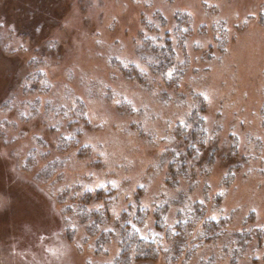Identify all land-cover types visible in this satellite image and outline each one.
I'll list each match as a JSON object with an SVG mask.
<instances>
[{"label":"rangeland","instance_id":"374dc122","mask_svg":"<svg viewBox=\"0 0 264 264\" xmlns=\"http://www.w3.org/2000/svg\"><path fill=\"white\" fill-rule=\"evenodd\" d=\"M100 4L103 11L91 9L88 0H0V23L4 27L15 25L19 35L30 32L40 21L54 20L56 27L63 26L66 30L67 61L89 64L95 63L88 59L92 33L102 27L108 15H118L121 23L116 35L125 40L136 36L140 40L137 53L143 57L150 73L162 75V87L170 91L178 88L180 100L186 98L181 93L191 92L195 103L192 112L196 122H189L185 128L182 122L177 121L174 135L181 143L166 141L172 147H165L163 153H159L158 148L146 149L141 144L140 151L133 153L137 161L144 162L137 165V170L157 154L167 160L166 155L171 152L179 154V159H172V153L169 155L170 161L177 164L176 169L183 163L189 165L188 161L193 157L188 150L195 139L201 145L206 138L204 125L209 115L207 97L197 92L196 88L213 93L216 119L233 128L228 133V139L233 141L230 156L235 157L236 162L211 173L206 171L201 176L206 169L201 151L199 158L202 162L195 163L200 164L202 169L192 174L183 172L178 178L179 183L172 184L171 174L165 172L166 167L169 171L168 161L164 171H158L155 183L153 179L146 178L136 186L132 203L120 213L121 219L115 226L103 227L110 224V207L93 211L90 206L81 203L78 215L84 220L89 216L95 219V224L88 225L87 230L90 234H100L96 255L99 256L103 245L110 243L118 249L113 264H171L168 258L173 254V238L178 234L175 227L180 221L178 216L192 211L189 199H205L211 217H229L225 234L197 248H184L178 254L184 257L175 264L260 262L264 254V235L259 237L255 231L258 228L264 234V165L257 166L255 173L249 175L246 168L251 167L256 156L246 152L238 155L240 149L237 143L244 133H248L249 141H255L259 147L261 141L251 133L259 134L264 130V0H149L143 9L131 6L129 0H100ZM124 4H129V7L123 8ZM146 13H151L153 19L160 22L163 36L159 35L161 29L153 28L148 22ZM141 28L143 31H140ZM76 45L80 46L79 50ZM178 51L183 56L182 61L176 60ZM22 60L21 56L0 54V175L5 176L3 184H0V260L7 259L4 249L24 235L26 226L40 227L48 199L47 193L42 191V182H62L65 175L71 174L70 160L84 167L83 153L88 146L82 140L86 131L91 133L97 127L87 123V117L83 115L78 116L83 127L77 126V119L68 121L66 125L63 121L57 123L56 119L69 109L52 100L45 105V115L49 118L39 119V101L30 99L29 93L47 92L50 85L41 82L43 72L33 73V83L21 90L12 73L13 65ZM46 71L55 74L58 80L64 78L63 70L55 65ZM135 73H139V69ZM135 73L129 83H142L143 77L135 78ZM190 77H196L192 85L187 83ZM66 78H72L70 72ZM176 80L182 83L176 85ZM161 95L163 101L168 99L165 93ZM184 132H187L186 137L181 136ZM174 145L179 149L172 151ZM77 149L76 156L71 158L70 153ZM17 151L20 152L19 158L14 155ZM20 158L25 169L21 173L22 178L9 180L10 170ZM37 160L43 167L37 166L28 171ZM152 171V166H148L147 176ZM230 173L234 174L228 177ZM194 186L197 187L191 191ZM75 187L88 194L81 196V200L88 201L89 205V197L93 194L111 197L117 191L108 183L91 191L80 184ZM219 195L222 201L218 204L215 199ZM154 205L160 206L154 208ZM129 208L133 213L137 209L148 213L144 222L136 228L145 238L149 236L156 241L159 248L156 260H136L135 252L129 253L133 247L126 249L122 229L133 220L128 216H134ZM157 210L161 212L159 228L154 218ZM122 214L126 220H123ZM117 229L119 237L113 239L117 236ZM202 232V229L196 228L193 235ZM232 233H250L253 240L246 243L248 239H245L237 243L233 241ZM196 243L200 241L190 245Z\"/></svg>","mask_w":264,"mask_h":264},{"label":"clouds","instance_id":"9594fccd","mask_svg":"<svg viewBox=\"0 0 264 264\" xmlns=\"http://www.w3.org/2000/svg\"><path fill=\"white\" fill-rule=\"evenodd\" d=\"M129 3L143 9L149 0H129ZM88 5L91 9L103 11L100 0H88ZM122 7L127 9L129 4ZM146 18L153 28L161 29L159 35L163 36L164 30L160 22L153 19L151 13H146ZM120 23L118 15H108L106 22H102V27L92 33L88 59L95 63L89 64L67 61L66 30L63 26L56 27L54 20L40 21L30 32L19 35L15 25L4 27L0 23V54L23 57L21 62L13 65L12 73L20 89L33 83V73L40 72H43L41 82L50 85L47 92L29 93L30 99L39 101L38 118H49L45 115V105L52 100L69 109L56 119L57 123L63 121L66 125L68 121L77 119V126L83 127L78 119V116L83 115L87 117V123L97 126L91 133L86 131L82 140L88 146V150L83 153L84 167L79 162L70 160L71 174L65 175L62 182H42V191L47 193L48 199L40 227L26 226L24 235L10 242L4 249L7 259L0 260V264H113L118 249L109 243L102 246L99 256L96 255L100 234L89 233L87 227L95 224V219L92 216L82 219L78 215L80 204L85 203L93 211L110 207V224L103 227L115 226L121 219L120 213L127 204L132 203L136 186L141 180L153 179L155 183L158 171H164L168 163L157 154L137 170V165H143L144 162L137 161L133 153L140 151L141 144L146 149L158 148L159 153H163L165 147H172L166 141L181 143L174 135L177 121L182 122L185 128L189 126V122H196L192 112L195 103L191 92L181 93L186 98L180 100L177 96L178 88L170 91L162 87V75L150 73L143 57L136 51L140 40L136 36L125 40L116 35ZM79 47L76 45L77 50ZM176 60H183L179 51ZM53 65L63 70L64 78L58 80L55 74L46 71ZM136 69H139V73H135ZM68 72L72 76L70 80L66 78ZM134 73L135 78L143 77L142 83H129L134 78ZM195 80L196 77H190L187 83L192 85ZM181 83V80L174 81L176 85ZM196 91L207 97L209 115L204 125L207 136L201 143V150L204 153L202 159L206 165L205 170L211 173L236 162V158L230 156L233 141L228 139V133L233 128L216 119L213 93L200 88H196ZM162 93L168 96L166 101H163ZM51 116L54 117L55 114L52 113ZM183 135L186 137L187 132ZM251 135L261 141L259 147L255 141H249L248 133H244L237 143V148L240 149L238 155L242 156L246 152L256 156V161L246 168L249 175L255 173L257 166L264 165V130L259 134L252 132ZM76 151L79 149L70 153L71 158L76 156ZM14 155L19 158L20 152L17 151ZM188 163L194 164L191 160ZM37 166L43 167L39 160L28 171ZM148 166L153 168L150 176L146 173ZM24 171L23 159L20 158L10 170L8 179L20 180ZM4 180L5 176L0 175V184ZM105 183L117 191L111 197H97L93 194L89 197L90 205L88 201L81 200V196L88 194L75 187L80 184L91 191L93 188H103ZM65 189L71 191H64ZM118 237L117 229V236L113 239Z\"/></svg>","mask_w":264,"mask_h":264},{"label":"trees","instance_id":"16d2710c","mask_svg":"<svg viewBox=\"0 0 264 264\" xmlns=\"http://www.w3.org/2000/svg\"><path fill=\"white\" fill-rule=\"evenodd\" d=\"M146 46L148 43H144ZM181 136H184L183 133ZM203 142V141H202ZM174 148H172V151L174 149H179V146L174 145ZM201 145L197 143L196 139L193 141V144L191 148H189L188 153H192L191 156L193 157L191 161L194 162V164H187L183 163L182 165H178V169H176L177 164L174 163L173 161H170L171 159L169 158V155L172 153H167V161H170V166H169V171L167 170V167L165 169V172L167 171L169 175L171 174V182L172 184H177L179 183V179L181 174L183 172H190L192 173H197L199 170H201V166L198 163H201L202 161L200 160L201 156ZM179 154L178 153H172L171 158L172 159H179ZM199 158V159H198ZM203 171L202 175H204ZM234 173L228 174V177H231ZM197 186H194L191 188V191H193ZM190 192V190H189ZM190 203L192 204V211L182 213L179 218V222L176 224V230H178V234H176L173 238V254L168 260L171 262V264L177 263L179 260H181L182 257L184 256H178V254L185 248L189 249L190 246L193 248H197L201 244H207L210 241H215L218 239L220 236L225 234V231L227 229V221H229V217H222L220 219H214V217H211L209 215V210H208V203L207 200H196V199H189ZM222 201L221 195L217 196L215 199L216 203H220ZM160 205H154V208ZM128 211L134 215V216H128L129 218H133L131 221V226L130 223H127L123 229H122V234L124 236L125 243L124 245L126 246V249H131L129 253L135 252L136 254V260H156L159 256V248L156 245V241L153 238H145V236H142L139 232L138 229L136 228L144 222L146 215L148 213L145 210L138 209L136 210L135 213L132 212V209L129 208ZM161 212L158 210L155 212L154 218L156 220V227L159 228L161 220L159 219ZM184 214V215H183ZM123 220H126V217L123 216ZM202 229V233L198 235H193V230L194 229ZM254 227L253 229H255ZM257 230V236H263L264 234H261V230L256 228ZM188 231V232H187ZM170 233V230H169ZM261 234V235H260ZM233 241L234 242H241L245 239H248L246 243H249L253 239H251L250 233H243L241 235L232 233ZM200 241V243H196L194 245H190L192 242ZM189 242V243H187ZM264 253V251H263ZM185 258H190V256H185ZM236 259V258H235ZM237 260H234L235 262ZM264 264V254L262 260L259 262L256 260V264Z\"/></svg>","mask_w":264,"mask_h":264}]
</instances>
